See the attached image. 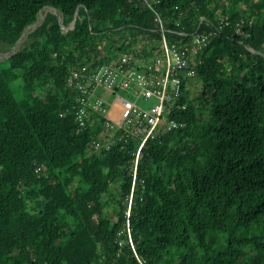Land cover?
Returning a JSON list of instances; mask_svg holds the SVG:
<instances>
[{
  "label": "trees",
  "instance_id": "1",
  "mask_svg": "<svg viewBox=\"0 0 264 264\" xmlns=\"http://www.w3.org/2000/svg\"><path fill=\"white\" fill-rule=\"evenodd\" d=\"M47 7L66 26L77 11L74 27ZM154 7L169 39L216 30L196 92L167 115L184 126L149 138L134 176L136 140L87 153L101 126L77 130L67 77L159 41L154 12L143 0H0L7 48L45 17L0 63V264H264V0Z\"/></svg>",
  "mask_w": 264,
  "mask_h": 264
},
{
  "label": "built area",
  "instance_id": "2",
  "mask_svg": "<svg viewBox=\"0 0 264 264\" xmlns=\"http://www.w3.org/2000/svg\"><path fill=\"white\" fill-rule=\"evenodd\" d=\"M143 1L155 14L161 39H139L127 50L111 54L107 61L78 62L67 77V85L74 92L71 106L77 130L101 126L100 132L89 142L87 153L106 152L117 142L136 140L134 176L141 147L146 141L184 126V122L167 115L174 108H186L182 96L186 90L190 95L196 90L200 52L216 30L192 34L177 31L176 36L169 39L165 35L168 30L154 7L159 0ZM57 16L65 32L73 28L71 22L67 26L62 23L61 13ZM225 24L226 20L220 22V25ZM102 92L114 97L108 101L101 96ZM112 100L118 103L115 111Z\"/></svg>",
  "mask_w": 264,
  "mask_h": 264
},
{
  "label": "rangeland",
  "instance_id": "3",
  "mask_svg": "<svg viewBox=\"0 0 264 264\" xmlns=\"http://www.w3.org/2000/svg\"><path fill=\"white\" fill-rule=\"evenodd\" d=\"M45 9L47 10V12H51V11H53L51 8H45ZM57 14H59L58 11H57ZM44 18H45V17H44ZM31 31H33V30H31ZM62 31L65 32V29H62ZM30 33H31V32H30ZM27 41H28V37H27V38H23V40H22L21 42H18V43H17V45L15 46L14 49H13V45H12L11 47H8V48H7L6 46H4V45H2V44L0 43V63L2 64V66H5V65H6V63H7V59L9 58L10 53H11L13 50L17 51V50L21 49V48L27 43ZM195 92H196V90H195V91L193 90V93H195ZM15 93H19V90H17ZM120 94L125 95V94L122 93V92H120ZM101 96H102L104 99L108 100V101H110V100L114 97L112 94H110V93H108V92H102V93H101ZM138 102H140V100H139ZM151 102H152V101H150L149 104H150Z\"/></svg>",
  "mask_w": 264,
  "mask_h": 264
},
{
  "label": "water",
  "instance_id": "4",
  "mask_svg": "<svg viewBox=\"0 0 264 264\" xmlns=\"http://www.w3.org/2000/svg\"><path fill=\"white\" fill-rule=\"evenodd\" d=\"M48 8H51V9L53 10V11H51V13L57 15V9H56V8H53V7H48ZM43 9H44V8L40 9V11L38 12V18H37L32 24L26 26V28L23 30V32H22V34L20 35V37H19V38L17 39V41L14 43V45H13V49L15 48V46L17 45V43L19 42V40L24 36L25 30H26L28 27H32L31 30H34L37 26H39V25L43 22L44 18H40V16H39L40 12H41ZM46 14H47V12L45 13V16H46ZM76 15H77V11L75 12V15H74V17H73V19H72V21H71L73 27H74V25H75ZM17 51H18V50H17ZM15 52H16V51L13 50V51L10 53L9 57H10L11 55H13Z\"/></svg>",
  "mask_w": 264,
  "mask_h": 264
},
{
  "label": "bare ground",
  "instance_id": "5",
  "mask_svg": "<svg viewBox=\"0 0 264 264\" xmlns=\"http://www.w3.org/2000/svg\"><path fill=\"white\" fill-rule=\"evenodd\" d=\"M40 17H41V14H40ZM32 29V27H30L25 33H24V36L19 40V42H21L23 40V38H27L30 30Z\"/></svg>",
  "mask_w": 264,
  "mask_h": 264
},
{
  "label": "crops",
  "instance_id": "6",
  "mask_svg": "<svg viewBox=\"0 0 264 264\" xmlns=\"http://www.w3.org/2000/svg\"><path fill=\"white\" fill-rule=\"evenodd\" d=\"M117 100H112V102H111V105H112V108H113V111H115V109L117 108Z\"/></svg>",
  "mask_w": 264,
  "mask_h": 264
}]
</instances>
